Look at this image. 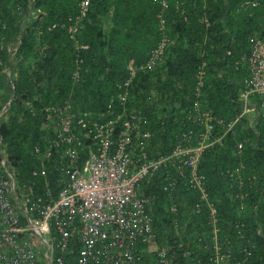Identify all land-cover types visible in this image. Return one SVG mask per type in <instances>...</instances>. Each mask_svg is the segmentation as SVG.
Returning a JSON list of instances; mask_svg holds the SVG:
<instances>
[{
  "label": "trees",
  "instance_id": "obj_1",
  "mask_svg": "<svg viewBox=\"0 0 264 264\" xmlns=\"http://www.w3.org/2000/svg\"><path fill=\"white\" fill-rule=\"evenodd\" d=\"M79 9V0H0V108L8 103L0 115V148L15 183L31 184L32 197H44V187L56 196L63 184L56 151L43 163L44 177L31 174L41 166L33 146L52 136L47 105L67 100L75 114L87 110L93 118L111 99L105 118L120 111L118 93L126 91V112L143 119L133 140L144 145L147 156L165 154L193 125L185 114L194 101L223 123L240 113L239 92L247 75L240 55L248 54L250 36H264V0H89L82 16ZM162 39V51L148 67ZM76 58L80 71L74 80ZM222 131L215 120L214 135ZM81 138L83 158L89 138ZM237 141L242 142L239 152ZM235 168L242 178L239 188L236 173L230 174ZM166 171L175 179L171 191L163 188ZM196 173L216 209L217 239L227 236L236 244L230 251L244 264H264V114L239 117L219 141L203 149ZM187 176V167L178 175L164 166L139 185V192L149 196L146 211L157 243H182L170 264H202L213 250L207 210L186 214L199 194L188 187ZM77 241L74 233L60 264H75ZM138 250L137 264H160L142 244ZM57 254L54 247L52 256Z\"/></svg>",
  "mask_w": 264,
  "mask_h": 264
},
{
  "label": "built area",
  "instance_id": "obj_2",
  "mask_svg": "<svg viewBox=\"0 0 264 264\" xmlns=\"http://www.w3.org/2000/svg\"><path fill=\"white\" fill-rule=\"evenodd\" d=\"M88 1L79 0L81 16ZM163 41L152 49L148 67L161 53ZM248 42V54L240 55L247 69L239 92L240 113L223 123L194 101L192 109L185 114L193 125L180 132L170 152L165 154L147 156L144 145L133 140V136L140 134L139 123L143 119L138 113L126 112V91L118 93L122 105L120 111L105 118L102 117L111 113V99L105 110L95 112L96 118H92L87 110L75 114L67 100L47 105L45 110L53 117L52 136L42 146H33V153L41 166L38 170L33 169L31 174L44 177L43 163L49 161L56 151L59 181L63 184L56 196L44 187V197H32L34 189L31 184L23 187L15 183L0 148V264H39V261L60 264L68 251L67 241L74 233L79 242L75 264H137L140 261L139 244L144 246L146 254L152 253L158 263L170 264L182 243H157L151 216L146 211L149 196L139 192L140 183L164 166L173 167L178 175H183L184 169L189 168L188 187L197 189L199 194L186 214L197 215L203 208L207 210L205 224L212 233L213 250L202 264H244L243 258L230 251L236 244L227 236L222 241L217 239L216 209L204 189L203 177L196 173V166L203 149L219 141L239 117L259 111L264 114V36L252 35ZM76 59L77 66L71 73L74 80L78 79L80 71V60ZM128 68L133 71L131 66ZM202 72L199 68L196 90L201 84ZM7 108L8 103L3 104L0 115ZM215 120L223 126L220 135H214ZM141 133L143 137L148 136L147 131ZM81 136L89 138V143L84 145L87 150L83 158L80 157ZM235 147L239 152L242 142L237 141ZM238 171L235 168L230 174L236 173L234 179L239 188L242 178ZM166 179L163 188L171 191L175 179L169 177L168 171ZM169 211H176V205L171 203ZM199 226L204 227V223ZM36 237L39 242H35ZM54 247L58 249L55 257L52 256ZM187 252L183 250V254Z\"/></svg>",
  "mask_w": 264,
  "mask_h": 264
},
{
  "label": "rangeland",
  "instance_id": "obj_3",
  "mask_svg": "<svg viewBox=\"0 0 264 264\" xmlns=\"http://www.w3.org/2000/svg\"><path fill=\"white\" fill-rule=\"evenodd\" d=\"M248 115H252V114L249 113ZM34 240H35V242H39V238L38 237H36Z\"/></svg>",
  "mask_w": 264,
  "mask_h": 264
},
{
  "label": "water",
  "instance_id": "obj_4",
  "mask_svg": "<svg viewBox=\"0 0 264 264\" xmlns=\"http://www.w3.org/2000/svg\"><path fill=\"white\" fill-rule=\"evenodd\" d=\"M10 100V99H9Z\"/></svg>",
  "mask_w": 264,
  "mask_h": 264
}]
</instances>
